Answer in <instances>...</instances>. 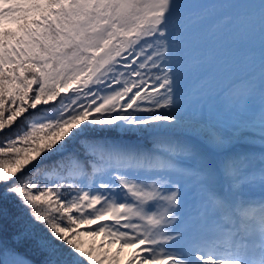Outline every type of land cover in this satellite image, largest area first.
<instances>
[{
    "label": "snow or ice",
    "instance_id": "1",
    "mask_svg": "<svg viewBox=\"0 0 264 264\" xmlns=\"http://www.w3.org/2000/svg\"><path fill=\"white\" fill-rule=\"evenodd\" d=\"M175 2L0 0V235L41 264H120L132 247L125 264H264V212L244 192L264 187V110L258 133L184 122ZM50 104L57 118L32 115ZM117 126L153 134L134 145L95 135ZM246 138L261 155L245 174ZM181 158L205 161L227 194ZM189 187L194 213L182 204ZM0 264L32 261L0 250Z\"/></svg>",
    "mask_w": 264,
    "mask_h": 264
},
{
    "label": "trees",
    "instance_id": "2",
    "mask_svg": "<svg viewBox=\"0 0 264 264\" xmlns=\"http://www.w3.org/2000/svg\"><path fill=\"white\" fill-rule=\"evenodd\" d=\"M260 4L261 0H211L174 13L173 27L179 33L177 47L183 65L178 86L183 97V119L204 122L226 132L243 125L259 132V117L264 110V13ZM38 109L32 113L37 119L41 112L49 119L58 117L51 104ZM149 130H119L117 126L98 129L95 135L120 145H134L144 143L153 134ZM245 142L247 139L241 141L243 146L238 151L246 152L254 160L252 166L260 167L259 149ZM180 164L193 170L205 169L204 179L215 173L201 159L181 158ZM64 174L76 176L71 168ZM75 182L78 180L67 181ZM244 192L247 194L249 188L245 187ZM190 200L189 193L182 197V202ZM82 239L85 246L100 244L87 235ZM11 249L26 256L32 264H41L43 258L34 248L17 247L6 234L0 235V250L6 253Z\"/></svg>",
    "mask_w": 264,
    "mask_h": 264
},
{
    "label": "rangeland",
    "instance_id": "3",
    "mask_svg": "<svg viewBox=\"0 0 264 264\" xmlns=\"http://www.w3.org/2000/svg\"><path fill=\"white\" fill-rule=\"evenodd\" d=\"M211 0H176L175 5L173 7L172 10V15H174V13L179 12V11H184V10H188L191 8H195L196 6H200V5H204L207 2H209ZM184 122L186 124H191L194 123L196 121L194 120H185ZM119 130H122L123 127L118 126ZM150 132L152 131L151 129L149 130ZM247 139V138H246ZM248 143L253 142V144L260 149V142L258 140H251V139H247ZM261 153V151H260ZM255 162L254 160H250L248 159V162L245 164L246 167V173L249 170H253L252 168L255 167L256 169L259 168V166L254 165ZM216 179V181L218 180L217 175L213 174L212 176H206V180L205 182L207 183V185L213 189H215L216 191L220 192V185H219V189L216 188V184L213 183L211 180ZM220 183V182H219ZM221 184V183H220ZM246 187L249 188V192L246 194L247 196H249V199L252 200V198L255 199L254 201H251L250 204H254L253 207L250 206V208L248 209L255 217H259V215L264 212V204H261V196H264V187H262L260 185L259 182L254 183L252 185H247ZM193 192L191 191V187H189V194H192ZM194 198H196L194 196ZM254 202V203H253ZM182 204L184 205L185 209L189 212H196L197 211V206H195L192 203V200L186 202H182ZM256 205V206H255ZM196 210V211H195ZM90 237V236H88ZM92 240H94L96 243H100L103 241V248L101 249V251H103L104 249H107L109 252L114 253L116 251L117 245L116 244H109L107 238H104L102 236H96V237H90ZM85 241H88L87 239ZM135 253V247L132 248H124L123 251L121 252L120 256H119V261L120 264H125V262L128 260L129 256L133 255ZM255 253L259 254L258 252H251L250 255H254Z\"/></svg>",
    "mask_w": 264,
    "mask_h": 264
}]
</instances>
